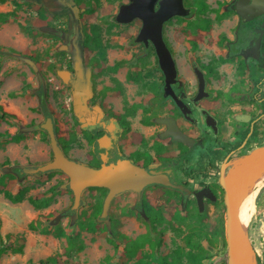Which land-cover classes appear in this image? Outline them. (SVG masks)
<instances>
[{
    "label": "rangeland",
    "instance_id": "374dc122",
    "mask_svg": "<svg viewBox=\"0 0 264 264\" xmlns=\"http://www.w3.org/2000/svg\"><path fill=\"white\" fill-rule=\"evenodd\" d=\"M184 1L191 3L193 0ZM205 1L209 7H217L215 0ZM229 1L225 0L226 3ZM126 2L127 0H71L74 11L78 7L81 8L79 11L81 14L74 18L69 17L68 12L44 8L37 0L0 2V13H14L8 17L6 22H0V46L2 47L0 49V106L3 111L14 115L7 120L0 119V133L24 136V139L17 143L7 142V136H0V163L8 160L7 165L0 166V181L5 183L3 189L12 196H15L19 189L25 191L24 199L19 204H14L0 192V244L7 247L0 256V264H38L40 259L49 255H60L63 251L64 239L55 238L51 233L40 232V229L44 228L52 231L56 223H59L67 234L79 232L85 244L82 250H74L68 255H61L59 257L60 264H106L107 256H112L110 261L113 263L116 260L114 247L107 240L108 237H112L113 231L123 233L131 238L146 233L150 236V241L143 245L136 258L126 260L124 256L121 257L125 264H137L139 259L145 260L158 258L161 255H170L175 249L182 248L183 251H187L188 247L185 245L184 238L191 232L202 234L201 238L194 237L193 242L199 241L207 248L208 258L203 260V264H227L224 239L225 205L220 184L216 185L217 197L215 200L196 201L191 198L183 204L171 192L151 187L146 190L151 205L146 200L147 211H143V215L139 216H137L136 209L131 208L135 203V194L129 191L119 194L112 199L109 207L107 215L110 221L109 226L107 227L103 220H98V216L95 221L98 223L99 229L91 233L82 230L80 224L87 219L102 191L85 189L78 209L72 210L73 195L67 188L68 178L62 172L25 173L21 177L13 173V167L39 165L52 160L47 133L40 126L45 118L39 110L40 102L38 96L33 92L34 90L39 87L44 88L46 106L55 119L57 135L65 138L70 135L71 130V92L57 75L58 70L69 64L67 54H64L66 49L61 46L65 44L58 36L48 34L40 27L52 24L61 27V29L72 31L73 27L77 25L83 32L93 33L91 43L106 42V39L109 38L110 47L106 49L107 62L101 60L98 63L99 66L95 70H99V73L96 76L105 73L106 65L112 63L113 57L127 58L124 59L119 72L136 69V63L129 64L133 59H128L131 53L136 52V47L128 48L122 44L129 35L137 33L140 21L136 20L128 25L118 26L110 20V17L117 12L119 5ZM217 11L220 20L214 18V13L196 12L189 18L174 17L166 24V37L179 62L182 63L189 54L207 56L225 53L226 45L221 44L218 49L216 42L223 33L231 37V32L228 29L235 26L237 17L232 12L225 11L222 6ZM202 17L209 19L208 30H203L199 25ZM109 29L112 31L110 32ZM94 30L99 31L100 38L98 36L94 38L96 37ZM110 40L112 42L117 40L119 45L116 46H119V49L114 48V44L112 45ZM192 41L197 43V49H194ZM251 55L246 57L247 67L243 78L239 76L241 73L237 69V64L241 60L240 56L233 58L230 63L221 65L219 71L222 80L218 85L226 87L236 82L237 85L249 86L255 85L257 81L260 83L261 78L264 80V73L263 75L260 73V66H256L255 57ZM151 59L152 57L149 55L141 59L142 72L152 68ZM258 65H262V63L258 62ZM117 75L122 77L121 73ZM261 85L264 92V82ZM132 90L135 91L133 85L124 86V98L131 95L128 92ZM118 101H120L119 96L115 98V107L117 108L120 107ZM214 109L219 115L223 112L218 105H215ZM235 111L240 112L239 110ZM138 114H135L131 119L132 129L137 127V120L140 117ZM220 125L224 131L226 123L221 118ZM9 143L16 144L13 146V151L8 150L9 145L7 146V144ZM124 143L126 148L136 147V132L134 130L131 136L127 134ZM263 145L264 118L259 121L245 147L229 157L224 171H228L243 155ZM73 146L67 144L68 148ZM195 147H198L197 151H200L201 154H204L201 150L209 153V148L206 146L201 147L196 144ZM193 151L196 152V150ZM79 152L81 151H77L75 148L68 151L71 156H75ZM213 156V162L219 164L222 155ZM208 176V180H213L215 177L219 183V176L216 173L212 172ZM200 180L201 177L197 176L190 181L189 188L201 186ZM28 196L36 199L50 197L51 203L46 208L35 209L27 201ZM252 202L254 210L247 221L246 229L251 242V253L256 264H264V183L258 187ZM73 214L76 215L74 218ZM39 215H42V218H39ZM29 218H31L30 221L41 219L40 222L35 223V230L28 228ZM103 225L106 227L103 228ZM152 225L156 226V231H162L159 246L151 245L157 236ZM220 229H222V237L214 238V233ZM207 238L215 239V243L209 246ZM119 248L121 252V246ZM182 264H186L184 257Z\"/></svg>",
    "mask_w": 264,
    "mask_h": 264
},
{
    "label": "flooded vegetation",
    "instance_id": "af4514ba",
    "mask_svg": "<svg viewBox=\"0 0 264 264\" xmlns=\"http://www.w3.org/2000/svg\"><path fill=\"white\" fill-rule=\"evenodd\" d=\"M203 1L206 8L184 1L185 7L189 8L190 12L183 18H189L194 16L196 12H201L214 13V18L220 20L217 10L222 6L225 11H230L236 15L237 23L228 29L231 32V37L223 33L216 42L218 49L221 44L226 45L224 54L218 53L207 56L189 54L182 63L176 58L165 34L166 24L174 17L163 23L162 37L176 67V79L170 83V90L167 95H165V76L159 67L154 45L151 41H148L147 44L143 41H136L141 27L139 19L132 20L140 21L137 33L129 35L122 44L128 48L136 47V52L131 53L128 58L133 59L129 63L130 65L136 63V69L119 72L124 59L127 58L113 57L112 63H107L105 73L99 76H96L99 70L95 69L101 60L106 61L108 58L106 49L110 47L109 38L106 39V42L91 43L93 33L83 32L77 25L73 27L72 31L61 29V27L52 24H45L40 27V29L44 26L56 29L55 32L41 30L58 36L62 40L65 45L61 46L66 49L64 54H67L69 63L61 69L69 71L68 81L64 83L60 80L69 87L71 92L70 135L65 138L58 136L55 119L51 113L49 115L53 122L57 142L65 154L70 159L83 162L91 167H99L103 162L102 156H104L106 164L116 162L119 159H127L150 173L165 174L168 177L171 186L149 184L142 189L139 195L129 191L135 194V203L131 208L136 209L137 216L143 215V211H147L148 195H146V190L151 187L171 192L182 204L191 198L196 201L215 200L217 197L216 185L219 183L215 177L213 180H208V175L213 172L219 176L221 167L226 169L229 157L245 147L259 121L264 118V92L261 85L264 80L262 78L260 83L257 81L255 85L249 86L237 85L236 82L226 87L218 85L222 80L219 71L220 66L230 63L233 58L238 56L241 57L237 64V69L242 70L239 75L241 78H243V73L247 67L246 57L250 54L255 57L253 60L256 66H260V73L263 75L264 14L244 21L233 9L236 0H230L229 3H226L225 0H215L217 5L215 8L209 7L206 1ZM37 2L44 8L68 12L69 17L74 18L81 14L79 12L80 7L74 11L71 0H37ZM117 12L110 17L111 22L115 25L125 26L132 22H117ZM204 18L200 19L201 24L199 25L203 30H208L210 27L209 19ZM109 30L112 31V29ZM97 31L94 30V34H96L94 38L97 36L100 38L99 31ZM111 44H114V48L119 49V46H116L119 45L117 40L111 41ZM192 45L194 49H197V43L192 41ZM147 55L152 57V68L142 72L141 59ZM222 59L226 61L221 62ZM258 62H261L262 65H258ZM115 65H117L116 68H114ZM196 71L202 74L204 80L203 93H206L199 99H196L198 94ZM119 73L122 77L117 75ZM127 85H133L136 94L132 90L128 92L131 95L124 98V86ZM125 93L127 94V92ZM118 96L120 97V101H118L120 107L117 108L115 107V98ZM145 97L147 98L143 101ZM177 101L185 109L186 114L182 112ZM215 105L223 110L220 115L214 109ZM78 110L83 118L81 122L77 115ZM235 110L240 112L237 113ZM138 111H140L139 114ZM42 114L45 118L42 122L44 123L48 116ZM135 114L140 115V117L137 120V127L132 129L130 122ZM220 118L226 123L224 131L221 129ZM206 119L208 124H206ZM166 121L190 137L192 143L188 144L174 140L171 135L167 136L169 126ZM133 130L136 132V147L126 148L125 137L127 134L131 136ZM67 144L74 146L68 148ZM196 144L201 147H208L209 153L201 150L204 153L201 154L200 151H197ZM72 148L81 152L71 156L68 151ZM216 154L222 155L219 164L213 162V155ZM31 166L37 165L16 167L20 168L23 172L22 176H24L23 168ZM197 176L201 177L199 183L201 182L202 185L189 188L190 181ZM104 189L106 195L107 189ZM148 203L151 205L149 201Z\"/></svg>",
    "mask_w": 264,
    "mask_h": 264
},
{
    "label": "water",
    "instance_id": "95a60500",
    "mask_svg": "<svg viewBox=\"0 0 264 264\" xmlns=\"http://www.w3.org/2000/svg\"><path fill=\"white\" fill-rule=\"evenodd\" d=\"M233 9L244 21H249L259 14H264V0H236ZM189 12L190 9L185 7L184 0H129L128 3L120 5L116 14V21L119 23H128L134 19L141 21L136 41H143L145 44L151 41L154 45L159 67L165 76V95L170 90V83L176 79V67L162 37L163 23L172 17L187 16ZM41 29L48 32L56 31L48 26ZM196 74L198 78L196 99H199L206 93H203L202 74L199 71H196ZM57 75L66 83L70 74L67 70H58ZM177 103L182 112L186 114L180 102L177 101ZM77 115L79 121H83L79 110ZM206 122L208 124L207 119ZM167 124L169 126L167 136L171 135L174 140L192 143L190 137L184 135L171 123L167 122ZM41 128L47 133L52 160L37 166L25 167L23 168L24 173L38 174L50 171L64 173L68 178V188L73 195L72 210L78 209L85 189L90 187L106 188L107 193L103 199L98 220H103L107 227L110 223L107 218L109 207L115 196L125 191H133L139 195L142 189L149 184L171 186L165 174L150 173L127 159H119L106 164L105 158L102 156L103 162L99 167H91L83 162L70 159L57 142L50 117L46 118ZM263 174L264 145L243 155L228 171H224L221 167L219 184L223 190L225 205L224 239L227 264H247L252 251L251 242L246 227L238 219L237 207L248 185ZM75 216L73 214V218Z\"/></svg>",
    "mask_w": 264,
    "mask_h": 264
},
{
    "label": "trees",
    "instance_id": "16d2710c",
    "mask_svg": "<svg viewBox=\"0 0 264 264\" xmlns=\"http://www.w3.org/2000/svg\"><path fill=\"white\" fill-rule=\"evenodd\" d=\"M5 0H0V2H4ZM192 3L194 5H197L201 8H206V4L204 3L203 0H193ZM13 12H6V13H0V22H6L8 20V17L13 15ZM2 47L0 46V49ZM33 58L32 56H30ZM35 60V58H34ZM225 59H222L221 62H225ZM117 65H115L114 68H116ZM239 73H242V70L239 69ZM39 98V108L42 113H44L46 116L49 117L50 113L47 109V102H46V97H45V91L44 88L39 87L38 89L33 91ZM0 119L1 120H7L8 118L14 117L13 114L8 113L6 111H3L1 106H0ZM7 136L6 141L7 142H19L20 140L24 139L23 135H18V136H10L8 133L6 134H1L0 136ZM66 149V148H65ZM8 164V160H4L3 162L0 163V166H4ZM13 173L14 175H19L20 177L22 176L23 172L20 170V168H13ZM5 186V183L3 181H0V192L3 193L5 198H8L10 201L13 203L21 202L24 199V189H19L18 192L16 193L15 196L10 195L8 192H6L3 188ZM91 190H98L102 191L101 196L98 197V201L95 203L93 206V209L87 219L83 221L80 224V227L82 230H85L87 232L94 233L96 232L99 228L98 223L95 221L96 218L99 216L101 212V206H102V201L105 196V189L104 188H99V187H91L89 188ZM27 201L35 208V209H42L46 208L50 203H51V198H42V199H36L32 196L27 197ZM39 218H42V215H39ZM38 222L41 221L37 220ZM37 221H30L28 224V228L30 230H35L36 229V222ZM106 226L103 225V228ZM152 229L154 230L155 234L157 235L153 242H151V245L159 246L161 244V237H162V231H156V226L152 225ZM41 233L48 234L51 233L55 238L58 239H64V246H63V251L62 253L59 254H54V255H49L43 259H40L38 264H60L59 257L61 255H68L72 251H79L82 250L85 247V244L83 240L80 237L79 232H76L74 234H67L64 229L61 227L59 223L54 224L52 231L49 229H40ZM112 237H108L107 240L110 244L113 245L114 247V255H115V261L112 263L110 260L112 259V256H107L106 257V264H125V262L122 260V256L126 258V260H131L136 258V255L138 254L139 250L143 247V245L150 241V236L148 233L146 234H141L138 235L135 238L128 237L124 235L123 233L113 231L112 232ZM222 229L216 231L214 233V238L217 236L222 237ZM201 233H188L185 238V245L188 247L187 251H183V249H175L170 255H161L158 258H151V259H139L137 261V264H182V258L184 257L186 259V264H203V260L208 258L206 252L207 248L199 241L193 242V238H201ZM1 239V237H0ZM1 242V241H0ZM208 245H213L215 243V239H210L207 238ZM121 246V252L119 251V247ZM7 249L6 246H3L0 244V256L2 253L5 252ZM136 263V261H135Z\"/></svg>",
    "mask_w": 264,
    "mask_h": 264
},
{
    "label": "bare ground",
    "instance_id": "6f19581e",
    "mask_svg": "<svg viewBox=\"0 0 264 264\" xmlns=\"http://www.w3.org/2000/svg\"><path fill=\"white\" fill-rule=\"evenodd\" d=\"M263 183H264V174L255 178L248 185L238 204L237 216L239 221L243 224L244 227H246L247 221L250 219L252 212L254 210V205L252 202L253 196L256 194L258 187H260ZM247 264H256L251 252Z\"/></svg>",
    "mask_w": 264,
    "mask_h": 264
},
{
    "label": "crops",
    "instance_id": "0c3cea01",
    "mask_svg": "<svg viewBox=\"0 0 264 264\" xmlns=\"http://www.w3.org/2000/svg\"><path fill=\"white\" fill-rule=\"evenodd\" d=\"M9 145V146H8ZM16 144L15 143H9V144H7V146H8V150H10V151H13V146H15ZM3 199V198H2ZM14 204H19V202H17V203H14ZM31 209H32V206H31ZM24 215H26L25 214V212H24ZM31 220V218H29V221Z\"/></svg>",
    "mask_w": 264,
    "mask_h": 264
}]
</instances>
